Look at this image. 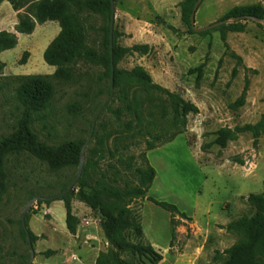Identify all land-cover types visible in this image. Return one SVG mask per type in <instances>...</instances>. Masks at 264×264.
<instances>
[{
	"label": "rangeland",
	"instance_id": "374dc122",
	"mask_svg": "<svg viewBox=\"0 0 264 264\" xmlns=\"http://www.w3.org/2000/svg\"><path fill=\"white\" fill-rule=\"evenodd\" d=\"M182 1L115 0L117 31L122 30L126 21L122 7L144 23V28L129 27L127 32H123L125 37L119 35L118 44L148 42L153 45L146 55L138 52L123 54L118 66L131 69L143 65L154 82L198 104L199 113L175 117L171 109L164 113V103L156 99L145 102L141 127H118L112 112L104 107L113 99L108 92L109 81L105 77L100 78L104 67L80 61L71 79H53L55 94L51 105L35 115L32 127L40 139L49 144L87 140L92 123L103 107L95 130L104 133L106 153L98 161L92 158L88 149L97 142V138L92 137L86 147L84 162L88 181L93 183L104 174L111 176L110 165L116 161L111 151L116 144L127 156H133V166L126 179L136 181L134 171L145 166L141 156L145 153L157 172L148 195L176 204L180 211L192 217L196 225L217 235L215 224L225 229L221 222L252 216L255 208L247 199L249 194L264 193V133L257 145L251 132L240 133L226 147L214 143L215 133L221 127L256 123L264 115V30L256 22L247 21L244 32L228 33L230 48H227L218 30H211L207 35L188 32L187 24L181 19ZM254 3L264 6V0H203L196 13V26L203 27L221 19L236 5ZM81 17L88 42L99 48L103 37V17L88 11H83ZM126 17L129 19L131 16ZM57 27V21L38 24L32 35L22 34L17 46L2 54L5 61L0 58V139L14 132L23 114L24 107L16 99L17 76L52 74L55 71L56 67L45 61L44 50L56 36ZM25 51L31 53L27 63L21 64ZM232 51L242 56L241 64L231 55ZM202 63L205 65L199 69ZM235 68L238 70L234 75ZM191 69H195L194 72H190ZM200 74L201 79L198 80ZM246 77L250 79L246 103L233 108L231 104L241 94ZM149 141H154L153 148H149ZM248 159H252L254 165H248ZM4 164L8 178L0 195V264H23L30 254L20 225L25 203L34 195L60 194L75 178L78 165L52 169L27 151L8 152ZM71 200L73 213L79 215V224L84 222L88 225L86 220H91L99 232V236H91L88 242L74 238L73 249H78L80 254L84 252V249H79L83 245H99L101 250L110 247L111 243L101 227V214L81 199L78 187ZM50 203L35 202L31 207L29 227L32 231L45 230L48 223L55 225ZM132 209L143 227L141 240L162 251L170 243L181 246L191 234L192 220L177 216L182 222L177 226L176 239L172 240V213L147 198L133 202ZM130 233L132 240H138L133 230ZM232 238L239 239V235L232 233L224 241ZM56 244L46 236L41 239L38 236L34 244L36 259L31 264H59L60 255H52ZM191 251L193 249H188L189 253ZM188 256L184 258L186 261ZM186 261L176 264H187ZM172 262L167 254L163 264Z\"/></svg>",
	"mask_w": 264,
	"mask_h": 264
},
{
	"label": "trees",
	"instance_id": "16d2710c",
	"mask_svg": "<svg viewBox=\"0 0 264 264\" xmlns=\"http://www.w3.org/2000/svg\"><path fill=\"white\" fill-rule=\"evenodd\" d=\"M3 0H0V3ZM18 13L16 30L20 33L30 34L34 31L37 23L46 21H57L61 30L59 34L49 43L44 51L45 61L56 67L52 74H26L19 75V85L16 91L17 101L24 107L23 114L18 125L10 135L0 139V195L4 192L7 184L8 173L5 169V156L8 152L27 151L31 155L45 161L52 169H61L79 165L80 153L86 140H69L61 144H49L40 139L32 124L35 115L46 110L55 94L53 79L69 80L73 77L76 66L80 61L91 62L102 65L104 70L100 78H107L109 81L108 92L111 96V73L112 55L110 46V19L111 0H8ZM197 0H183L181 2V19L188 26V32L194 31L191 24V14ZM24 9V12L20 10ZM83 11L97 13L103 17L104 23L101 27L103 37L100 47L97 48L88 42L87 30L81 17ZM248 15L264 17V6L261 3L236 5L229 9L221 19L242 17L239 21L224 23L214 29L200 32L207 35L211 30L220 31L221 38L227 48L230 45L227 41L229 32H244L247 28L245 18ZM264 30V26L256 23ZM174 29V27H172ZM120 32L114 28L113 62L114 69V93L110 104L105 103L104 107L112 112L117 126L132 129L141 127L143 123V107L146 101L161 100L164 105V113L171 109L175 117H186L190 113L197 114L200 108L191 100L183 98L180 94L153 81L151 74L142 65H136L131 69L120 68L118 62L123 54L141 53L146 54L150 50L148 44H135L133 46H121L117 42ZM19 37L16 32L7 30L0 31V53L17 46ZM231 55L243 62L241 55L232 51ZM29 51H25L20 59L21 64L27 63ZM205 63L199 65V69ZM5 65H2V67ZM191 69L190 72H194ZM237 68L233 74L237 73ZM201 79V74L198 80ZM250 79L246 77L245 86L239 97L231 104V107L238 108L246 103ZM116 103V106H114ZM126 117V119H124ZM100 128L104 130L102 125ZM251 132L254 144L264 133V115L256 123H245L241 126L221 127L216 131L214 143L226 147L230 140L238 138L240 133ZM92 137L97 138L96 145L90 147L92 158L97 161L103 158L106 153L105 137L99 129H94ZM149 148L154 147V141H149ZM116 158L115 163L110 165L111 176L102 175L93 183L88 181L87 166L77 184L66 194L57 199L63 200L66 207V224L70 232L75 233L79 224V217L72 211L71 196L75 189L79 188L81 199L92 209L101 214V227L111 246L101 250L95 264H158L163 255L152 244H146L141 240L143 227L141 222L133 214L132 203L145 199L156 203L172 213L171 233L172 240H175L177 226L181 219L177 216L192 220L185 212L180 211L174 203L158 200L148 195V192L156 177V169L149 163L147 155L141 156L145 166L135 169L136 181L126 179L129 169L133 166V156H127L123 149L115 145L111 151ZM243 163V161H240ZM70 185V184H69ZM65 186L60 193L68 187ZM36 196V195H34ZM32 196V197H34ZM31 197V198H32ZM30 198V199H31ZM248 201L255 208L252 216L241 217L238 220L227 224L225 229L230 233L239 235V239L224 253L227 258L220 264H264V193H250ZM40 203L51 201H38ZM26 204V203H25ZM32 211V208L31 210ZM29 211V212H30ZM26 216V224L31 236L33 246L37 236L29 227V213ZM21 232L27 241V233L20 218ZM133 230L138 240L131 239L130 231ZM222 253L216 251L215 260ZM24 264V263H23Z\"/></svg>",
	"mask_w": 264,
	"mask_h": 264
},
{
	"label": "crops",
	"instance_id": "0c3cea01",
	"mask_svg": "<svg viewBox=\"0 0 264 264\" xmlns=\"http://www.w3.org/2000/svg\"><path fill=\"white\" fill-rule=\"evenodd\" d=\"M122 8L124 9L122 10V12L124 13L123 18L124 19L126 18V21L121 27L122 30L119 27L121 38L125 37L124 33L127 32V29L129 27L130 28H134V27L144 28V23L141 22L142 20H140L134 14L129 12L127 9H125V7H122ZM18 13L19 11L15 10L12 4L8 0H3L0 3V31L7 30L11 32H16L20 39L21 35L26 34V33H20L16 30V25L18 23ZM126 16H131V17L127 19ZM50 22H56V21H46L43 24H47ZM38 24H42V23H37L34 31L30 33L29 35H32L35 32V30L38 27ZM60 30H61V27L59 24V27H57L56 29V36L59 34ZM52 40L48 42V45ZM135 44H148L150 46L149 52L153 48V45L149 44L148 42H141V43H135ZM133 45H124V46H133ZM47 46L45 47V49L47 48ZM3 53L4 51L0 53V58L4 62L5 60L2 59ZM146 54H143V55H146ZM181 96L184 98L183 95ZM49 207L51 209L52 216H53L52 221L55 223V225L51 226L48 223L46 225L45 230H40L39 232L33 231L35 235L37 237L40 236V239L42 236H46V238L48 237L52 241H56L58 243L56 244V246H54V248H52V250H54L52 255H60V259L58 260L59 264H95L96 259L99 255V252L101 251V248L99 245H95V246L90 245L87 247L83 245L79 249L81 250L84 249V252L80 254L77 253L78 249L74 250L72 246V243L74 242V238H82L84 239L85 242H88L91 236L97 237V234L99 232L97 231V229H95V225H93L92 221L89 220L88 225H85L84 222L78 224L77 231L75 233H72L69 231L67 224H66L67 212H66L64 201L57 200V201L51 202L49 204ZM74 214L79 217L78 214L76 213ZM54 215H58V217H54ZM229 223L230 222L228 223L221 222V224L225 226ZM190 226H191V234L186 237L185 241L181 243V246H177L176 244L172 245L170 243L169 247H167L163 251L159 247L154 246L163 255L162 260L158 264H163L164 262H166L167 254H169L171 258L173 259L172 264H176L179 261L185 262L186 260L184 258L188 255H189L188 256L189 258L186 261L187 264H220L222 261H224L227 258V254L224 253L225 249L232 246L238 240V238H232L230 241L229 240L224 241V239L230 236V234L232 235V233L228 232L226 229L220 226H216V224H215V228L218 230L217 235H213L210 229H204L202 227H199L198 225H196V222L193 221V219H192V223H190ZM179 230L180 232H182L181 229ZM188 249H193V251L189 253ZM216 251H220L222 253L218 257L217 260L214 259L216 255ZM35 259H36V255H35Z\"/></svg>",
	"mask_w": 264,
	"mask_h": 264
},
{
	"label": "water",
	"instance_id": "95a60500",
	"mask_svg": "<svg viewBox=\"0 0 264 264\" xmlns=\"http://www.w3.org/2000/svg\"><path fill=\"white\" fill-rule=\"evenodd\" d=\"M203 0H197V2L195 3V6L193 8L192 14H191V24L192 27L194 29L195 32H203V31H207L213 28H216L224 23H231L234 21H239L242 19V17L236 16L233 18H226V19H219L213 23H210L209 25L203 26V27H198L196 26V13L200 7V4L202 3ZM111 19H110V46H111V55H112V73H111V84H110V88H111V97L113 96L114 93V69H115V65L113 62V46H114V28H115V14H116V3L115 0H111ZM245 18L250 19L256 23H260L264 26V17H258V16H254V15H248ZM103 108V107H102ZM102 108L98 111L93 123H92V127H91V131H90V135L88 137V139L86 140L85 144L82 146L81 149V153H80V162L78 165V171L77 174L75 176V178L73 179V181L71 182V184L69 185V187L62 193L60 194H56V195H51V196H44V195H36L34 197H32L31 199H29L26 204L23 207L22 213H21V222L23 227L26 230L27 233V241L30 247V254H29V258L28 260L24 263V264H31L35 258V249L31 240V236L30 233L28 231V227L26 224V216L28 214V212L31 210V207L33 206V204L35 202L38 201H52L57 199L58 197H60L63 194L68 193L79 181V179L81 178L82 175V171H83V167H84V162H85V157H86V147L89 144L92 135L94 133V129L96 126V121L98 119V116L100 114V112L102 111Z\"/></svg>",
	"mask_w": 264,
	"mask_h": 264
},
{
	"label": "built area",
	"instance_id": "2783aa9c",
	"mask_svg": "<svg viewBox=\"0 0 264 264\" xmlns=\"http://www.w3.org/2000/svg\"><path fill=\"white\" fill-rule=\"evenodd\" d=\"M246 162L250 166L254 165V161L252 159H248ZM86 224H89V221L88 220H86Z\"/></svg>",
	"mask_w": 264,
	"mask_h": 264
}]
</instances>
